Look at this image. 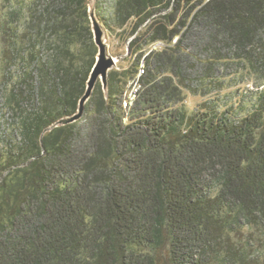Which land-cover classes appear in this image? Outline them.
Listing matches in <instances>:
<instances>
[{
	"label": "trees",
	"instance_id": "obj_1",
	"mask_svg": "<svg viewBox=\"0 0 264 264\" xmlns=\"http://www.w3.org/2000/svg\"><path fill=\"white\" fill-rule=\"evenodd\" d=\"M88 4L44 6L52 62L5 100L0 264H264V0H114L130 65L96 83L87 124L45 132L77 112L96 62Z\"/></svg>",
	"mask_w": 264,
	"mask_h": 264
},
{
	"label": "rangeland",
	"instance_id": "obj_2",
	"mask_svg": "<svg viewBox=\"0 0 264 264\" xmlns=\"http://www.w3.org/2000/svg\"><path fill=\"white\" fill-rule=\"evenodd\" d=\"M14 1L16 2L17 0H0V86L3 89V100L1 104L4 105L1 106L0 121L5 125L4 128H6L7 122L13 118L12 111L5 107V100L10 97L12 90L16 89L18 91L23 90L24 93L28 92L31 85L28 78L30 73L34 72L35 80L38 81L36 74L40 73V68L52 62L53 59L50 43L53 38L51 35L42 36L43 32L39 26V17H41L39 16V12L41 11L43 13L44 6L51 4L52 0H43L39 3L38 0H23L24 10L12 17L10 16V12L11 10H15V5H13ZM99 1L89 0L88 6L90 7L96 3L95 14L104 29L107 52L116 59V65L113 69L122 70L130 65L131 59L128 56V42L124 39V34L122 35L120 29L116 28L112 21H109L112 2L114 0ZM98 5L102 6L100 14L97 11ZM7 18L10 21L12 20L11 22H13L14 28L16 29V35L11 36L8 41L4 42L1 27ZM15 43L19 47L15 51L21 52L14 59L11 57L8 58L7 55L10 54L7 51H12L11 49L15 46ZM151 48H153V45ZM199 100L200 98L189 95L187 105L193 106ZM24 105L27 108H31V103L27 100H25ZM87 113L85 106L84 114L79 123L82 126L87 124V120H85ZM4 128L2 129L4 130Z\"/></svg>",
	"mask_w": 264,
	"mask_h": 264
},
{
	"label": "water",
	"instance_id": "obj_3",
	"mask_svg": "<svg viewBox=\"0 0 264 264\" xmlns=\"http://www.w3.org/2000/svg\"><path fill=\"white\" fill-rule=\"evenodd\" d=\"M96 3L91 5L88 9L89 18L91 20V27L94 35V41L98 47V53L96 57V62L91 70L89 79L87 81V88L84 95L79 101L78 110L76 113L68 116H64L58 119L55 123L45 129V132L51 131L55 127L67 125L80 120L84 114L85 106L90 99L96 83L100 80L105 93L108 91V76L110 70H112L116 65V59L109 55L107 52V42L105 39L104 29L95 14ZM5 175L1 177L4 178Z\"/></svg>",
	"mask_w": 264,
	"mask_h": 264
},
{
	"label": "built area",
	"instance_id": "obj_4",
	"mask_svg": "<svg viewBox=\"0 0 264 264\" xmlns=\"http://www.w3.org/2000/svg\"><path fill=\"white\" fill-rule=\"evenodd\" d=\"M162 45H163L162 43H156V44L153 45L152 49H158ZM144 73H145V65H144V63H142L140 65L139 72H138L136 78L132 79L129 82V86L127 88V91H126V93L123 96L122 105H123V108L125 109V111L127 112V116L124 118L125 122L128 119L129 110L133 107V105L135 104V102H136V100H137V98L139 96L140 90L142 88L140 77Z\"/></svg>",
	"mask_w": 264,
	"mask_h": 264
}]
</instances>
